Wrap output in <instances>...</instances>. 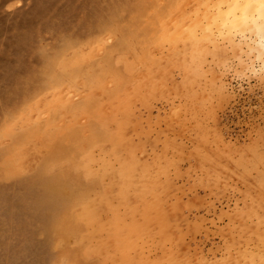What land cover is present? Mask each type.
<instances>
[{
	"label": "rangeland",
	"instance_id": "1",
	"mask_svg": "<svg viewBox=\"0 0 264 264\" xmlns=\"http://www.w3.org/2000/svg\"><path fill=\"white\" fill-rule=\"evenodd\" d=\"M245 4L0 0V264H264Z\"/></svg>",
	"mask_w": 264,
	"mask_h": 264
},
{
	"label": "clouds",
	"instance_id": "2",
	"mask_svg": "<svg viewBox=\"0 0 264 264\" xmlns=\"http://www.w3.org/2000/svg\"><path fill=\"white\" fill-rule=\"evenodd\" d=\"M243 2L260 5L261 19H264V0H243ZM248 74L254 79L264 78V53L253 63L251 69L248 70Z\"/></svg>",
	"mask_w": 264,
	"mask_h": 264
},
{
	"label": "bare ground",
	"instance_id": "3",
	"mask_svg": "<svg viewBox=\"0 0 264 264\" xmlns=\"http://www.w3.org/2000/svg\"><path fill=\"white\" fill-rule=\"evenodd\" d=\"M241 2V1H240ZM217 3V2H216ZM230 5H231V3H230ZM244 5H246L245 3H244ZM254 6H255V4H253ZM252 4H251V7L253 8L254 6H253ZM215 6V5H214ZM223 6V5H222ZM229 6V5H228ZM250 7V9L251 10H254V8L252 9ZM226 8V7H225ZM249 9V10H250ZM255 10H256V12L257 13H254L253 15H252V19H251V24L252 25H254V26H257L261 31H264V19H261V6L260 5H258V4H256V6H255ZM208 11V10H207ZM203 12V11H202ZM237 12V11H236ZM226 13V12H225ZM237 14V13H236ZM241 14V13H240ZM249 14V13H248ZM248 14H246V15H248ZM221 15V14H220ZM243 15V14H242ZM210 16V15H209ZM208 16V17H209ZM235 16V15H234ZM239 16V15H238ZM230 19H232V18H230ZM229 18L227 19L228 21L230 20ZM209 20V19H208ZM227 20H225L226 22H227ZM248 20V19H247ZM210 22V21H209ZM230 22H233V21H231L230 20ZM248 22V21H247ZM228 24H229V22H228ZM231 24V23H230ZM231 26H232V24H231ZM229 28V27H228ZM244 28V27H243ZM262 33H264V32H262ZM264 35V34H263ZM262 36V35H261ZM264 38V37H263ZM167 213V212H166ZM160 219V218H159ZM162 224H164V223H162ZM161 227H163V226H161ZM165 228V227H164ZM250 234V233H249ZM168 236V235H167ZM258 237V236H257ZM164 238V237H163ZM164 239H166V238H164ZM160 241V240H159ZM243 242V241H242ZM262 244V243H261ZM263 246V245H262ZM255 250V249H254ZM257 250V249H256ZM165 251V250H164ZM263 251V250H262ZM257 255V254H256ZM247 256V255H246ZM168 257V256H167ZM248 261V260H247ZM251 261V260H250ZM246 262V261H245ZM248 263V262H247ZM251 263H253L254 264V262H251ZM250 263V264H251ZM241 264V263H240Z\"/></svg>",
	"mask_w": 264,
	"mask_h": 264
}]
</instances>
